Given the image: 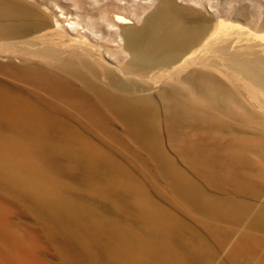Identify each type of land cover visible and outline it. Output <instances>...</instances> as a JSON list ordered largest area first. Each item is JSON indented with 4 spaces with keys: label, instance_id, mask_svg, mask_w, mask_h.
Listing matches in <instances>:
<instances>
[{
    "label": "rangeland",
    "instance_id": "obj_1",
    "mask_svg": "<svg viewBox=\"0 0 264 264\" xmlns=\"http://www.w3.org/2000/svg\"><path fill=\"white\" fill-rule=\"evenodd\" d=\"M26 1L46 16L43 32L52 33V41L87 45L103 58L96 65L98 79L110 87L105 68L118 79L121 64L108 63L104 53L105 47L120 45L117 29L100 27L98 44L79 30L103 14L110 19L118 12L145 15L161 0ZM172 1L212 21L217 18L212 12H223L225 3ZM68 21L81 25L73 31ZM12 58L0 56V135L21 140L17 144L26 161L0 150V264H30V259L35 264H264V222L254 221L264 209V117L252 126L228 117L226 123H171L160 97L164 80H137L156 103L157 131L150 143L90 90L51 89L8 66L22 62ZM29 60L43 63L37 56ZM254 141L259 149L248 146ZM178 176L206 202L187 196ZM227 204L244 210L218 209ZM154 211L167 218L165 229L152 228ZM136 257L144 261L134 263Z\"/></svg>",
    "mask_w": 264,
    "mask_h": 264
},
{
    "label": "bare ground",
    "instance_id": "obj_2",
    "mask_svg": "<svg viewBox=\"0 0 264 264\" xmlns=\"http://www.w3.org/2000/svg\"><path fill=\"white\" fill-rule=\"evenodd\" d=\"M192 3L200 4L198 0ZM212 13L216 20L212 21L192 7L161 0L145 15L118 12L113 13L111 19L103 14L98 19L85 21L78 33L81 37L90 35L94 44L99 43L100 27L104 26L107 31L117 29L120 45L116 49L105 47L104 54L110 60L108 63L121 64L117 68L120 77L114 79L117 74L108 66L104 74L110 87L120 92L99 81L96 65L100 64L101 57L93 55L87 45L52 41V33L43 32L48 26L46 16L26 0H0V56L6 54L10 60L14 59L12 55L21 57L20 65L8 66L51 89L78 94L79 85L90 90L103 105L127 122L133 134L150 143H154L157 131L156 103L148 86L138 84L137 80H164L160 97L171 123H226L228 117L252 126L259 117H264V0H225L223 12L214 10ZM132 19L137 25H130ZM80 25L81 22L68 21L73 31ZM30 56L40 57L43 63L31 65ZM189 66L196 68L181 76ZM132 90L144 93L129 94ZM16 140L5 141L0 135V150L23 163L25 154L22 155L18 145L21 140ZM259 145L254 141L248 146L259 149ZM177 181L187 196L206 202L203 194L187 179L178 176ZM218 209L241 214L244 207L227 204ZM150 220L156 231L167 227V218L155 211ZM254 221L264 222L263 208H259ZM154 251L151 252L154 254ZM30 257L29 254L26 258ZM143 261L136 257L134 263ZM30 264L35 262L30 259Z\"/></svg>",
    "mask_w": 264,
    "mask_h": 264
},
{
    "label": "water",
    "instance_id": "obj_3",
    "mask_svg": "<svg viewBox=\"0 0 264 264\" xmlns=\"http://www.w3.org/2000/svg\"><path fill=\"white\" fill-rule=\"evenodd\" d=\"M158 3V0H156L155 4Z\"/></svg>",
    "mask_w": 264,
    "mask_h": 264
}]
</instances>
